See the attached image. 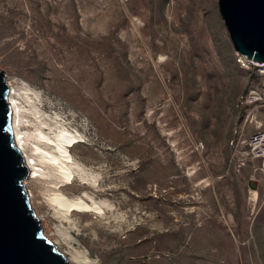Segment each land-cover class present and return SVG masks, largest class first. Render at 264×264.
<instances>
[{"label":"rangeland","instance_id":"1","mask_svg":"<svg viewBox=\"0 0 264 264\" xmlns=\"http://www.w3.org/2000/svg\"><path fill=\"white\" fill-rule=\"evenodd\" d=\"M234 52L219 0H0V71L27 153L50 116L97 176L59 188L37 162L23 182L61 254L72 260L66 230L98 264H264V173L242 155L264 108L240 105L256 81ZM56 190L104 215L62 219Z\"/></svg>","mask_w":264,"mask_h":264},{"label":"water","instance_id":"2","mask_svg":"<svg viewBox=\"0 0 264 264\" xmlns=\"http://www.w3.org/2000/svg\"><path fill=\"white\" fill-rule=\"evenodd\" d=\"M235 52L264 62V0H219ZM5 75L0 71V264H70L42 235L23 182L29 171L11 132Z\"/></svg>","mask_w":264,"mask_h":264},{"label":"bare ground","instance_id":"3","mask_svg":"<svg viewBox=\"0 0 264 264\" xmlns=\"http://www.w3.org/2000/svg\"><path fill=\"white\" fill-rule=\"evenodd\" d=\"M175 9V6H172L169 10L171 15L169 23L171 26L173 25L175 19ZM7 86L11 90L10 92L8 90L7 95L9 108L11 111L12 138L14 145L23 156L24 164L28 168V178H36L39 175L38 172L42 171V169L38 168L39 165L36 164L39 162L42 167H46L48 172L47 175L56 179L55 184L58 185L59 188L63 185L72 184L75 180V176H77L83 184H96L97 176H94L91 172H86L82 164H80V162H78L70 152V148L80 142V135L76 132H70L68 127H66L56 118L49 116L46 120L41 119L40 116L38 117L39 127L35 129L32 137L39 141L41 145L33 144L29 152L30 155L27 153L24 145L25 142L22 141L23 137L17 129L19 110L13 98V88H11L8 83ZM24 92L26 93V91ZM26 95L28 94L26 93ZM34 111L37 114V111ZM86 197L87 199L80 196L76 198H68L62 192H60V190H56V192H53L49 195L48 199L56 213L66 221L70 219L69 216L72 212H90L99 216L104 215L105 203L97 202L88 195H86ZM61 234L67 239L71 246L70 256L73 261L79 264H98L95 260L90 259L85 252L75 248L74 244H76L77 241L69 234V232L62 230ZM67 260L72 261L69 258H67Z\"/></svg>","mask_w":264,"mask_h":264},{"label":"built area","instance_id":"4","mask_svg":"<svg viewBox=\"0 0 264 264\" xmlns=\"http://www.w3.org/2000/svg\"><path fill=\"white\" fill-rule=\"evenodd\" d=\"M234 56L236 64L240 68L250 71L256 81L240 96V105L252 111L264 108V62L253 61L237 52H234ZM246 144V149L242 152L244 159L255 162L258 165L256 170L264 173V126L259 125L258 131L251 135Z\"/></svg>","mask_w":264,"mask_h":264}]
</instances>
